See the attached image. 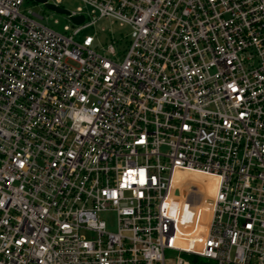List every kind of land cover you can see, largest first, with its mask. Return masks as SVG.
Here are the masks:
<instances>
[{"label": "built area", "instance_id": "1", "mask_svg": "<svg viewBox=\"0 0 264 264\" xmlns=\"http://www.w3.org/2000/svg\"><path fill=\"white\" fill-rule=\"evenodd\" d=\"M26 1L0 0V264H264V0H80L70 34ZM106 18L122 55L83 34ZM178 171L216 179L204 233Z\"/></svg>", "mask_w": 264, "mask_h": 264}, {"label": "rangeland", "instance_id": "2", "mask_svg": "<svg viewBox=\"0 0 264 264\" xmlns=\"http://www.w3.org/2000/svg\"><path fill=\"white\" fill-rule=\"evenodd\" d=\"M55 2L60 1L61 5L69 10L75 11L78 6L82 3L80 0H52ZM32 9L34 12L42 15L44 20H40L44 25L54 28L59 33L70 34L76 26L72 21L68 20L65 14H58L54 11H51L42 3H38L35 0H27L21 8L22 12ZM58 21L56 24L55 21ZM68 25L71 27L70 32L65 31V26ZM131 27L128 25H120L117 22H113L110 19H103L98 21L90 29L83 32V34L95 35L96 38V48L99 52L102 51V46H107L112 43L114 40L119 41L117 50L122 55L131 39ZM174 178V183L177 185V188H181L183 192L178 201L180 206H183L181 209L180 221L185 227L182 228L184 233L189 231H196L199 233H204L206 230V223L209 219V214L211 212V207L208 205V199L210 195H214L217 191L216 179L208 175L200 174L197 172H176ZM187 185H192L188 187ZM176 202V201H175ZM207 203V204H206ZM103 218L109 223V228L115 229L116 227V215L114 213L104 215ZM188 224V225H186Z\"/></svg>", "mask_w": 264, "mask_h": 264}, {"label": "water", "instance_id": "3", "mask_svg": "<svg viewBox=\"0 0 264 264\" xmlns=\"http://www.w3.org/2000/svg\"><path fill=\"white\" fill-rule=\"evenodd\" d=\"M35 1H37L38 3H42V4L45 3V5H46V7L48 9H50L51 11H54V12H56L58 14H60V13L61 14H68L69 13V11H67L66 9H64L62 7H57V6H55V5L51 4V3H47L48 0H35ZM84 20L85 19H84L83 15L75 16V18L72 19L74 24H82L84 22ZM187 186L188 187H192V185H187ZM177 194H179V191H177Z\"/></svg>", "mask_w": 264, "mask_h": 264}, {"label": "trees", "instance_id": "4", "mask_svg": "<svg viewBox=\"0 0 264 264\" xmlns=\"http://www.w3.org/2000/svg\"><path fill=\"white\" fill-rule=\"evenodd\" d=\"M185 258L187 260L191 261V264H215V262L213 260L207 259V258H202L200 256L197 255H186L185 254Z\"/></svg>", "mask_w": 264, "mask_h": 264}, {"label": "bare ground", "instance_id": "5", "mask_svg": "<svg viewBox=\"0 0 264 264\" xmlns=\"http://www.w3.org/2000/svg\"><path fill=\"white\" fill-rule=\"evenodd\" d=\"M186 225H188V224H186ZM185 227V226H184Z\"/></svg>", "mask_w": 264, "mask_h": 264}]
</instances>
